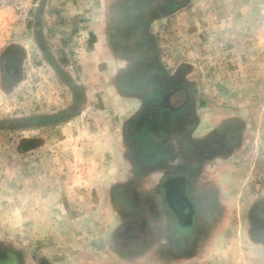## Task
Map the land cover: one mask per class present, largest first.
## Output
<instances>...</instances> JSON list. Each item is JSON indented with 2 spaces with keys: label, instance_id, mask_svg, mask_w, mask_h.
<instances>
[{
  "label": "rangeland",
  "instance_id": "374dc122",
  "mask_svg": "<svg viewBox=\"0 0 264 264\" xmlns=\"http://www.w3.org/2000/svg\"><path fill=\"white\" fill-rule=\"evenodd\" d=\"M108 6L109 0H0V240L33 248L31 256L44 255L47 264H102L118 255L119 264H154L167 250L162 233L128 239L143 232H122L123 212L111 200L128 179L133 192L146 186L128 178L119 150L126 97L114 89V76L86 70L95 66L91 54ZM263 6L264 0H189L154 23L161 60L193 83L201 117L245 125L236 153L215 160L237 171L224 178L233 182L226 214H203L201 228L214 234L198 258L204 264H261L254 237L243 232L258 226L253 208L264 183Z\"/></svg>",
  "mask_w": 264,
  "mask_h": 264
},
{
  "label": "flooded vegetation",
  "instance_id": "af4514ba",
  "mask_svg": "<svg viewBox=\"0 0 264 264\" xmlns=\"http://www.w3.org/2000/svg\"><path fill=\"white\" fill-rule=\"evenodd\" d=\"M187 1L113 0L109 4L111 8L108 6L101 13L107 20L100 33L102 47L108 48L104 35L107 32L109 45L120 55V59L116 57L110 63L115 69L113 86L118 94L126 97L129 107L123 133L130 146L123 154L128 159V178L133 175V181L135 175L143 174L146 181L143 194L131 190L130 179L116 185L111 200L116 210L123 212L121 231L143 232L142 235L132 234L128 239L136 237L148 241L153 232H161V243L167 246L165 253L169 255L193 249L198 239L196 233L206 232L200 225L204 220L203 205L199 204L201 200L195 195L197 187L192 182V172L200 165L196 159L192 161L198 154L194 133L202 116L197 91L193 83L185 79L182 70H170L162 62L154 32L157 19L177 12ZM238 121L222 120L216 125L221 127L216 136L219 141L225 138V143L211 136L210 141L219 142L216 146L226 157L232 154L230 149L237 150L242 145L245 125ZM203 144L206 147L207 142ZM202 152H205L202 160H208L212 153L207 149ZM209 165L205 163L208 172L213 168ZM218 200V195L207 197L210 206H215L213 203ZM217 214L221 216V210ZM254 232L264 243L260 223ZM5 241L0 240V245ZM114 248L111 246V254ZM43 257H32L30 261L47 264Z\"/></svg>",
  "mask_w": 264,
  "mask_h": 264
},
{
  "label": "crops",
  "instance_id": "0c3cea01",
  "mask_svg": "<svg viewBox=\"0 0 264 264\" xmlns=\"http://www.w3.org/2000/svg\"><path fill=\"white\" fill-rule=\"evenodd\" d=\"M113 0H109V4H111ZM110 7V5H109ZM111 8V7H110ZM109 8V9H110ZM103 12V10H102ZM102 17H104V15H100ZM103 19V18H102ZM99 21V20H98ZM95 22V21H94ZM93 22V23H94ZM107 22V20L101 24V27H99L98 29H100V33L101 30H103V25H105ZM98 23V22H97ZM96 23V24H97ZM105 28V27H104ZM106 37V42H107V47L108 48H103V41L102 38L100 37V43L98 44V48L95 49L94 51H92L91 56L93 57V60L95 59L96 63L95 66H92L90 68H87L86 70L88 71V75H91L93 77H99L101 79L105 78V76L107 77H111L112 75V79H113V75L115 73V69L111 67L112 62H114V60L116 59V57H118V59H120V55L119 54H115V52L113 51V49L111 48V46L109 45V40H108V34L107 32L104 34ZM110 56V57H109ZM115 58V59H114ZM102 71V72H99ZM200 111V110H199ZM202 113V111H201ZM233 116V114H231ZM214 121V124H219L218 122H221L222 120L219 119V117H212V118H205V117H201L198 120V124L196 125V130H195V137L194 140L197 142V149H198V154L193 157L192 161L194 159H196V161L198 163H200V165L194 169V171L192 172L193 174V178H192V182H193V186L197 187V192H196V197L197 199L201 200L199 201V204L202 203V210H201V214H206V213H213L214 215L217 214V212H219L221 209H223L222 214L225 215L226 214V208L229 209V197H227V193H228V184H233V182H227V178H230L231 176H234L233 173H235L237 171V167L234 166L231 168H229L228 163L223 161L222 163L216 164L215 160L219 157V156H225L226 154L224 151H219L218 147L216 146V143L219 144L220 141H222V143H225V138H220L221 140L219 141L217 136H216V130L217 128L215 127L214 130H210L211 129V125H210V121ZM123 133H125V127H124V123L122 126V130L120 133V136L122 138V142H121V147H120V152L121 155H123L126 151H129L130 146H129V142L126 141L124 139ZM215 135V136H214ZM177 136V135H176ZM214 139L216 137V142L213 144L212 141H210L211 139ZM173 141L174 138H172ZM124 142V143H123ZM207 142L206 147L204 146L203 143ZM128 144V146H127ZM230 144V143H229ZM203 149H207L208 152L212 151L211 155L208 157V160L204 159L202 160V154H204L205 152H202ZM230 151L232 152L231 155H233V153H236V150H232L230 149ZM125 155V154H124ZM212 162L211 165L209 166H213V168H211L209 170V172L206 170V167H204V164L206 163V161ZM182 161V160H181ZM183 161L184 158H183ZM191 161V160H190ZM227 163V164H226ZM239 170V169H238ZM264 173H262L263 175ZM136 177L133 182H142L141 185H146V181H143V174L139 175V176H134ZM263 182H264V178H262ZM145 183V184H144ZM196 184V185H195ZM260 186L262 187L259 190V195L258 197L255 199V218L256 221H258L260 223V225L262 226L263 224V217L260 214V216L258 215L259 210L260 213L264 212V205H263V201H264V187L263 184H260ZM133 187H135L136 189H140V186L137 184H134ZM132 189V188H131ZM139 193L138 191H135V194ZM258 193V191L256 192ZM218 195V202H214L213 204H216L215 206H210L208 204L207 201V197L209 195ZM203 199V200H202ZM207 201L205 204H203V202ZM228 207H227V206ZM224 219V218H223ZM258 223V224H259ZM219 225L223 226L225 224V221H221V223H218ZM257 226V225H256ZM154 234L157 233V235L161 232H153ZM218 233V232H215ZM246 236V238L248 237H254L256 239H254V251L255 254H257L258 252V257L260 258V262L262 264V259H263V253H264V243L263 241L260 239H257V232H243ZM248 233V234H247ZM198 239H197V243L196 246L193 247V249L191 248V250H189V248H187L186 252L180 253V254H167L164 251V261H159L156 262L154 264H204V260H200L198 258L200 257V253H202L203 249L206 247V242H208V239L214 235L213 232H197L196 233ZM14 242H8L5 241V243L0 245V264H38L37 262H31L30 260H32L31 253L35 252L33 250V248L31 247H25L22 248L21 250L16 248L15 246H13ZM250 246V245H249ZM22 247V246H21ZM119 255L117 256V260L114 261V259L106 261L105 263L102 264H119ZM169 258L170 260L167 261L166 259ZM194 258H197L199 260V262L193 261ZM180 261H176L179 260ZM203 259V258H202ZM79 264H92L90 262H88L87 260H80ZM93 264H100L98 262H95ZM152 264V263H151Z\"/></svg>",
  "mask_w": 264,
  "mask_h": 264
},
{
  "label": "built area",
  "instance_id": "2783aa9c",
  "mask_svg": "<svg viewBox=\"0 0 264 264\" xmlns=\"http://www.w3.org/2000/svg\"><path fill=\"white\" fill-rule=\"evenodd\" d=\"M260 14L262 15L261 21H262V26L264 28V6L262 7Z\"/></svg>",
  "mask_w": 264,
  "mask_h": 264
}]
</instances>
